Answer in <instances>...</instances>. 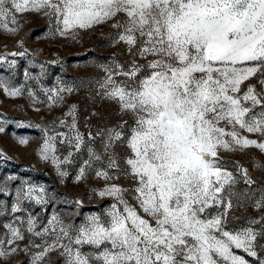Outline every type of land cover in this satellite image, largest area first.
<instances>
[{"label": "snow or ice", "instance_id": "snow-or-ice-1", "mask_svg": "<svg viewBox=\"0 0 264 264\" xmlns=\"http://www.w3.org/2000/svg\"><path fill=\"white\" fill-rule=\"evenodd\" d=\"M31 13L54 24L52 35L72 40L109 26L107 39L123 46L129 59L113 57L110 65L99 66L104 74L95 81L96 95L130 119L95 135L89 131L86 140L72 105L65 114L71 124L60 121L68 132L50 126L41 158L65 176L62 165L73 162L74 152L61 159L57 142L75 153L87 148L75 179L94 171L105 183L93 191L113 202L79 224L55 212L44 222L23 213L26 201L48 205L47 192L22 181L11 219L0 225V261L24 252L28 264H49L52 254L62 264H251L237 254L241 250L264 264V216L239 229L227 222L234 186L255 181L238 163L229 171L231 162L221 155L264 152V0H0V30L17 33L21 18ZM0 90L23 94V86L3 78ZM72 91L63 86L45 95L55 105ZM28 95H34L31 89ZM97 139L102 153L95 150ZM121 177L132 186L113 182ZM245 198L264 208V190L258 199ZM214 208L220 209L215 215ZM0 209V216L7 214L2 202Z\"/></svg>", "mask_w": 264, "mask_h": 264}, {"label": "rangeland", "instance_id": "rangeland-1", "mask_svg": "<svg viewBox=\"0 0 264 264\" xmlns=\"http://www.w3.org/2000/svg\"><path fill=\"white\" fill-rule=\"evenodd\" d=\"M21 24L20 30L14 34L0 30V56L4 57L0 59V78L6 79L15 87L23 86V94L18 96H10L0 90V127L4 128L0 132V188L4 189L0 192V202L7 209V214L0 216V225L11 219V205L22 181L37 188L43 187L49 201L46 206L26 201L24 207L27 211L23 213L25 217L30 212L46 222L55 212L66 223L74 221L79 224L86 215L103 213L113 202L111 198H101L93 191L103 188L105 183L95 177L94 171L85 180L75 179L83 160L88 159L87 148L75 153L67 144L57 142L56 155L61 159L69 151L74 152L73 162L62 165L61 170L67 173L65 176L60 175V170L50 160L41 158L39 149L45 132L48 135L53 133L51 125L55 124L56 132L69 131L60 121L65 120L66 124H71L72 118L65 114L72 105H76L78 129L86 140L89 131L95 135L101 128L130 119L121 116L116 105L97 96L95 84L104 74L100 65H110L113 57L124 63L129 57L123 46H114L107 39L111 31L108 25L98 26L92 31H82L76 40H72L52 35L54 24L42 14H27L21 18ZM21 51H25V55H13ZM63 86H71L74 91L63 92V102L52 105L45 90ZM29 89L34 93L32 97L28 95ZM20 138H25L27 143L21 144ZM94 147L98 153L103 152L99 139ZM117 151L124 150L117 148ZM221 155L224 160L231 162L226 165L229 171L235 172V165L238 163L247 169L249 176L255 181L253 186L245 185L243 180L238 181L232 189V207L228 210L227 222L230 229L247 227L253 220L264 216V208H256L254 200L245 198L255 194L258 199L260 192L264 190V152L249 148L226 151ZM11 176L17 179L9 180L8 177ZM113 182L123 187L132 186V181L124 177ZM127 198L131 201L130 195ZM77 200L82 202L81 205L75 203ZM211 211L215 215L220 209L214 208ZM3 231L0 227V232ZM27 243L28 240L21 242L20 247L23 248ZM85 251L88 249L85 248ZM237 254L245 255L251 264L256 262L255 257H247L241 250H237ZM28 259L24 252H19L7 262L0 261V264H28ZM49 264L62 262L56 254H52Z\"/></svg>", "mask_w": 264, "mask_h": 264}]
</instances>
